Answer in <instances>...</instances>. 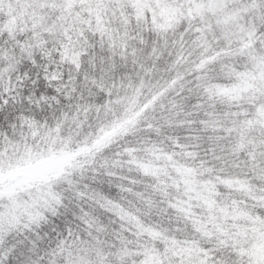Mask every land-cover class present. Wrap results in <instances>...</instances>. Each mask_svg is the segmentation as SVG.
Segmentation results:
<instances>
[{
    "label": "snow or ice",
    "instance_id": "6c2138e0",
    "mask_svg": "<svg viewBox=\"0 0 264 264\" xmlns=\"http://www.w3.org/2000/svg\"><path fill=\"white\" fill-rule=\"evenodd\" d=\"M0 264H264V0H0Z\"/></svg>",
    "mask_w": 264,
    "mask_h": 264
}]
</instances>
